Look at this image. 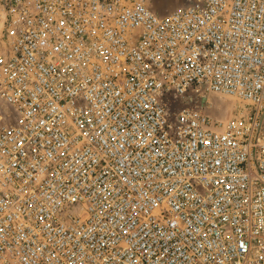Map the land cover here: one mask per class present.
Masks as SVG:
<instances>
[{
  "label": "built area",
  "instance_id": "built-area-1",
  "mask_svg": "<svg viewBox=\"0 0 264 264\" xmlns=\"http://www.w3.org/2000/svg\"><path fill=\"white\" fill-rule=\"evenodd\" d=\"M0 264H264V0H0Z\"/></svg>",
  "mask_w": 264,
  "mask_h": 264
},
{
  "label": "rangeland",
  "instance_id": "rangeland-1",
  "mask_svg": "<svg viewBox=\"0 0 264 264\" xmlns=\"http://www.w3.org/2000/svg\"><path fill=\"white\" fill-rule=\"evenodd\" d=\"M177 0H154V6L156 11L160 14L165 12H171L177 8ZM195 97L192 101L195 104H205L210 107L209 114L212 119L222 122H227L232 116V112L236 111L239 107L243 105L239 100L232 97H219L213 94L200 93L195 94V86L192 85L189 91L184 95V97L178 95L176 91L171 90L165 93L164 100L171 107L168 113V120L172 124H178V118L180 110L186 106L192 104L189 100L191 96Z\"/></svg>",
  "mask_w": 264,
  "mask_h": 264
},
{
  "label": "crops",
  "instance_id": "crops-1",
  "mask_svg": "<svg viewBox=\"0 0 264 264\" xmlns=\"http://www.w3.org/2000/svg\"><path fill=\"white\" fill-rule=\"evenodd\" d=\"M192 2V0H177V3H178V5H177V8L176 9H174V10H177V9H180L181 7H183L184 5H186V4H189V3H191ZM173 11V10H172ZM158 12V11H157ZM169 12H165L164 14H161V15H165V14H168ZM160 14V13H159Z\"/></svg>",
  "mask_w": 264,
  "mask_h": 264
}]
</instances>
